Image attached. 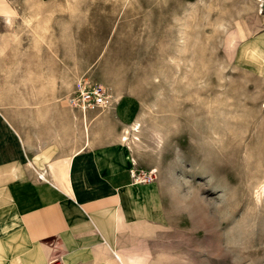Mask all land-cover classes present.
Segmentation results:
<instances>
[{"label":"rangeland","instance_id":"1","mask_svg":"<svg viewBox=\"0 0 264 264\" xmlns=\"http://www.w3.org/2000/svg\"><path fill=\"white\" fill-rule=\"evenodd\" d=\"M35 6L11 26L0 21V83L16 84L0 99L10 93L22 114L39 111L42 95L48 108L66 107L72 46L76 84L138 99L132 149L166 187L172 222L127 252L146 264H264V71L249 43L264 26V0H77L75 14L67 0ZM58 19H76V45Z\"/></svg>","mask_w":264,"mask_h":264},{"label":"crops","instance_id":"2","mask_svg":"<svg viewBox=\"0 0 264 264\" xmlns=\"http://www.w3.org/2000/svg\"><path fill=\"white\" fill-rule=\"evenodd\" d=\"M56 2L0 0V21L11 26L6 21L13 24L25 9ZM62 25L74 28L70 42L76 45V19H58ZM1 40L0 48L6 43ZM249 43L264 71V26ZM72 50V67L64 72L69 81L61 88L66 107L48 108L42 95L39 111L26 108L22 114L10 93L0 99V264H146V256L127 252L129 242L147 229L169 226L172 216L164 184L157 178L134 182L131 173L146 170L120 142L124 128L138 120L139 101L110 92L104 109L82 113L69 107L65 98L76 86V47ZM1 70L7 73L0 63ZM15 73L9 67V76ZM12 80L0 83V90H15Z\"/></svg>","mask_w":264,"mask_h":264},{"label":"built area","instance_id":"3","mask_svg":"<svg viewBox=\"0 0 264 264\" xmlns=\"http://www.w3.org/2000/svg\"><path fill=\"white\" fill-rule=\"evenodd\" d=\"M65 101L69 107L80 110L84 113L90 110H101L106 108L110 104V97L106 90L101 86L92 85L91 83L82 80L76 84L71 94L65 98ZM131 175L134 182L141 184L151 183L156 179L153 170L140 174L134 172L131 173Z\"/></svg>","mask_w":264,"mask_h":264},{"label":"bare ground","instance_id":"4","mask_svg":"<svg viewBox=\"0 0 264 264\" xmlns=\"http://www.w3.org/2000/svg\"><path fill=\"white\" fill-rule=\"evenodd\" d=\"M257 1L263 2V0H257ZM7 23H8V25H12L11 20H8ZM80 119L82 121V132L84 135V143L88 144L89 143V139H88L89 131H88V123H87L86 115L81 113ZM140 124H141L140 121H138V120L135 121L134 124H132L131 126L125 127L123 130V133L120 135V142L122 144H124L128 148V150L131 149L132 146L136 147L138 145L137 142H139V139L137 137L139 136L138 134H139ZM136 135H138V136H136ZM161 138H162V136H160V135L156 136L157 143L161 142V140H162ZM154 172H156V170H154ZM259 185H260L259 191L258 192L256 191L258 193V195L256 194V196H258V198H260L261 195L264 194V181L262 183H259ZM131 261H135V260H131Z\"/></svg>","mask_w":264,"mask_h":264},{"label":"clouds","instance_id":"5","mask_svg":"<svg viewBox=\"0 0 264 264\" xmlns=\"http://www.w3.org/2000/svg\"><path fill=\"white\" fill-rule=\"evenodd\" d=\"M124 2L127 3V0H124ZM76 3H77V0H67V9H68V11H70L72 14H75V11H76L75 5H76ZM34 19H35V20H39V19H40V16L37 15V16L34 17ZM6 22H7V21H6ZM217 28H218V30L221 31V32H225V31H227V29H226V27H225L224 24L217 25ZM42 31L46 34V32H47V25H45V27H44V29H43ZM229 35H231V33H229ZM183 36H184V33H181V37H182L181 40H180V43H181V44H185V43H186L185 39H183ZM38 39H39L40 42H42V43L45 42V41L43 40V36H38ZM4 51H5V50H4L3 48H0V56H3ZM209 114L211 115V113H209ZM220 115L223 116V119H224L225 121L234 119V118L231 117V116H224L223 113H221ZM213 136H214L216 142H221L222 139H223V138H222L219 134H217V133H213ZM129 264H142V261H140V260H135V261H131V262H129Z\"/></svg>","mask_w":264,"mask_h":264}]
</instances>
